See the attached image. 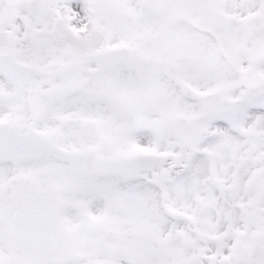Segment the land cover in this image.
I'll list each match as a JSON object with an SVG mask.
<instances>
[{
	"label": "snow or ice",
	"instance_id": "6c2138e0",
	"mask_svg": "<svg viewBox=\"0 0 264 264\" xmlns=\"http://www.w3.org/2000/svg\"><path fill=\"white\" fill-rule=\"evenodd\" d=\"M0 264H264V0H0Z\"/></svg>",
	"mask_w": 264,
	"mask_h": 264
}]
</instances>
